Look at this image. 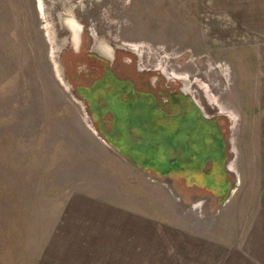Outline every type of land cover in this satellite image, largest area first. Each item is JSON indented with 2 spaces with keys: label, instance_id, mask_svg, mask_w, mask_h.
Listing matches in <instances>:
<instances>
[{
  "label": "rangeland",
  "instance_id": "rangeland-1",
  "mask_svg": "<svg viewBox=\"0 0 264 264\" xmlns=\"http://www.w3.org/2000/svg\"><path fill=\"white\" fill-rule=\"evenodd\" d=\"M0 264H264V0H0Z\"/></svg>",
  "mask_w": 264,
  "mask_h": 264
},
{
  "label": "flooded vegetation",
  "instance_id": "flooded-vegetation-1",
  "mask_svg": "<svg viewBox=\"0 0 264 264\" xmlns=\"http://www.w3.org/2000/svg\"><path fill=\"white\" fill-rule=\"evenodd\" d=\"M79 33H80L79 29L76 28V29L74 30V39L77 38L76 36H78ZM135 93H136L137 95L140 94V93H137V92H135ZM147 95H148V96H151V97L153 98V100H154V101L157 103V105H158V103H159V102L157 101L158 98L155 96V94H152V93H149V92H148Z\"/></svg>",
  "mask_w": 264,
  "mask_h": 264
}]
</instances>
